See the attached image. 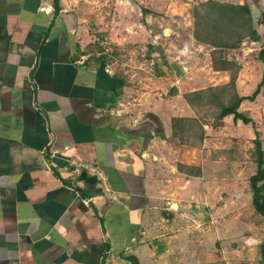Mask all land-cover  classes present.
Wrapping results in <instances>:
<instances>
[{
    "label": "crops",
    "instance_id": "0c3cea01",
    "mask_svg": "<svg viewBox=\"0 0 264 264\" xmlns=\"http://www.w3.org/2000/svg\"><path fill=\"white\" fill-rule=\"evenodd\" d=\"M60 6L0 0V264H224L209 231L191 228L186 208L194 200L183 208L179 197L207 194L202 173L168 168L175 155L193 163L196 148L185 149L171 125L174 117L194 116L183 94L199 88L169 74L160 79V99L143 93L131 108L126 77L117 93L118 71L92 56L85 0ZM190 38L205 48L193 29ZM259 60L254 86L250 61L242 63L240 95L261 81ZM210 68L211 85L229 81L228 72ZM259 96L240 110L264 106V86Z\"/></svg>",
    "mask_w": 264,
    "mask_h": 264
},
{
    "label": "rangeland",
    "instance_id": "374dc122",
    "mask_svg": "<svg viewBox=\"0 0 264 264\" xmlns=\"http://www.w3.org/2000/svg\"><path fill=\"white\" fill-rule=\"evenodd\" d=\"M200 1L85 0L86 9L91 10L88 15L92 24L87 39L95 40L91 42L93 48L90 51L99 53L101 47L107 53H113L109 64L126 77L130 92L125 101H129L131 108L137 107L135 104L140 102L138 99L143 97V93L145 99L147 97L152 100L160 99L159 93L162 91L160 85L163 84L160 79L169 74V77L172 74L175 78L195 82V87L199 88L197 90L222 86L230 81V72L222 71L221 73L228 72L229 81L211 85L209 77L212 50L206 45L202 50L198 49L197 45H194L196 48L192 45L190 34L193 29L194 35V18L189 15L195 2ZM219 1L249 3L256 26L264 16L261 7L255 6L252 0ZM168 28L169 30L165 31ZM151 45L157 48L151 50ZM248 45L250 44L230 50L226 55L241 62V66L244 61H250L246 66L250 67L249 72L252 75L251 80L247 81L254 86L255 75L259 71L257 65L259 62L256 60L259 59L257 48L260 45H253L252 48L256 49ZM171 86L167 84L170 90ZM248 86V95H251L255 89L251 90L250 85ZM258 96L253 103L262 100ZM146 101L145 109L150 110L153 105ZM184 101L188 103L186 99ZM211 101L210 95H207L201 100H195L196 106L188 103L192 108L191 113L194 114L189 118H195V121L190 126L194 130L188 132V135L186 133L188 143L185 144L188 147L185 149H191V146L196 148L190 157L193 163L189 165L185 162L187 160L183 159L184 167L180 169V162L175 155V158H171V166L168 168L172 173L174 170V174H177L175 170L178 169L189 173L199 174V171L202 173L201 180L209 187L207 194L199 195L197 199L189 198V194H184L185 196L179 194V197L186 201L181 203L183 208L188 201L194 200L193 206L186 208L194 216L191 228L196 226L198 230L209 231L212 237L211 248L215 254L224 256L223 263L263 264L259 257V246L264 244V215L255 209L250 178L257 171L254 145L256 129L261 135L264 149V106L252 105L253 109L243 110L253 118L255 125L242 121L239 125L234 121L229 123L224 121L222 125L214 127L212 124L218 110ZM205 125L208 129H205ZM200 127L205 130L203 139L200 138ZM252 130L255 138H251ZM205 138L207 145L203 148L201 144ZM179 142L183 143L180 139ZM185 149L182 155L185 154ZM178 183L180 182H177V185Z\"/></svg>",
    "mask_w": 264,
    "mask_h": 264
},
{
    "label": "trees",
    "instance_id": "16d2710c",
    "mask_svg": "<svg viewBox=\"0 0 264 264\" xmlns=\"http://www.w3.org/2000/svg\"><path fill=\"white\" fill-rule=\"evenodd\" d=\"M264 0H252V3L259 8ZM56 11L61 9L60 0H53ZM264 6V5H263ZM262 11V10H261ZM264 15V12H262ZM194 18V37L198 43L209 46L212 50V67L216 71H229L230 81L222 86H210L207 90H196L184 94L187 102L196 106L195 100L210 95V100L217 108L218 112L214 117L213 126L218 127L223 124L226 116L232 115L235 122L241 120L245 124L255 122L247 113L240 110L243 101H255L264 86V72L261 81L251 95H240L237 91L236 81L242 68L241 62L227 57L226 53L243 47L246 41L259 43V59L264 63V16L256 26L253 20V13L249 3L221 2L219 0H204L196 3L192 10ZM90 49L93 45L90 44ZM157 48L151 45V50ZM99 54L94 52L95 58L103 60L104 63L112 61L113 53H107L103 48H99ZM120 80L116 92L120 93L126 81L122 74L117 75ZM177 88L172 87L170 95L177 93ZM195 118L174 117L172 119V135L178 137L183 143H188L186 133L193 131L191 128ZM196 129V128H195ZM203 139L204 128L200 127ZM254 139L257 171L250 178L253 193V202L258 213L264 215V149L261 135L258 129L255 130ZM189 137V136H188ZM184 164L179 163L182 169Z\"/></svg>",
    "mask_w": 264,
    "mask_h": 264
},
{
    "label": "water",
    "instance_id": "95a60500",
    "mask_svg": "<svg viewBox=\"0 0 264 264\" xmlns=\"http://www.w3.org/2000/svg\"><path fill=\"white\" fill-rule=\"evenodd\" d=\"M259 251H260L259 257H260V259L262 260V262L264 264V244H261L259 246Z\"/></svg>",
    "mask_w": 264,
    "mask_h": 264
},
{
    "label": "built area",
    "instance_id": "2783aa9c",
    "mask_svg": "<svg viewBox=\"0 0 264 264\" xmlns=\"http://www.w3.org/2000/svg\"><path fill=\"white\" fill-rule=\"evenodd\" d=\"M89 201L88 200H86V203H88Z\"/></svg>",
    "mask_w": 264,
    "mask_h": 264
}]
</instances>
